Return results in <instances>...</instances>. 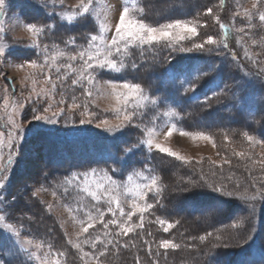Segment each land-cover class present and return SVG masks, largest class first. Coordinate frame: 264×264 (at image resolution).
Wrapping results in <instances>:
<instances>
[{
    "label": "snow or ice",
    "instance_id": "snow-or-ice-1",
    "mask_svg": "<svg viewBox=\"0 0 264 264\" xmlns=\"http://www.w3.org/2000/svg\"><path fill=\"white\" fill-rule=\"evenodd\" d=\"M225 4L226 0H219L215 7L197 10L195 16L190 18H170L154 24L144 18V10L137 7L135 0H132L131 6L129 0H123L118 10L108 3L101 6V0H77L68 9H65L63 0H52L51 5L49 0H43V9H53L45 13V19L51 22H23L31 37L30 43L24 46L33 50L35 58L24 55L14 65L24 73L23 81L27 82L25 86L30 87L27 96L17 99L7 85L3 89L0 109L7 115V124L10 127L6 141L5 133L0 131V190L7 187L10 179L9 167L19 162L20 142L25 137L26 130L32 127V121L57 124L63 117L66 123L69 119L76 123L73 117L79 113V124L96 122L97 128L112 134L110 138L114 150L106 152L104 167L74 170L58 181L51 190L52 197L57 199L67 198L70 192L75 193V202L65 203L63 206L78 231L74 236H68L66 232L64 235L67 237L66 243L78 253L80 264H105V257L110 252L118 253L122 248H136L133 237L139 239L149 264H160L161 257L166 259L169 252L191 248L189 240L208 242L214 248L223 242L222 235L211 231L181 242H177L174 237L157 241L151 231H145V220L149 215L154 216V219L148 222L157 224L165 234L170 235L181 223L179 219L170 220L155 215V209L164 206L163 194L168 186L163 183V176L151 162L153 153L159 154L162 159L173 158L184 165L199 166V180L182 179L173 190L183 194L182 199L187 207L193 211H201L202 214L206 213L205 218L221 211L224 197L243 201L248 207L249 217L255 215L257 201L264 202V183L257 185L253 182L250 187L241 190L238 181L232 184V174H223L224 166L230 167L232 163L227 150L233 144V138L227 131H221L222 144L218 146L212 132L201 128L185 129L179 124L183 116L178 110L177 100H169L165 95H153L150 87L146 88L141 82L124 76L129 70L137 71L142 66L132 59L133 49H138L143 56L145 50H153L156 46L163 45L170 50L165 57L169 62L165 72L171 77L176 91L182 89L183 96L197 100V93L202 86L199 81L204 80L209 85L211 95L204 94L203 99L198 100L199 103L211 108L212 101L217 104L222 102L221 97H231L233 101L239 102L240 97L233 89H241L248 83L245 77L250 72L244 71L239 79L233 77V82L229 84L223 79V63L208 64V71H201L198 66L185 69L180 73L184 78L176 85L177 70L172 67L173 53H216L221 57H230L243 71L245 66L240 63L237 52L229 43L230 36H235L236 45L243 48L244 58L257 68V77H264V60L261 59L264 55V37L257 40L252 36L255 20L264 27V0H251L250 7H242L237 0L236 9L231 15V24L223 22L221 18ZM5 5L6 0H0V16L5 11ZM56 7L61 11H55ZM209 17L219 27L221 35L208 34L201 38L200 30L209 27ZM237 19L241 21L240 26H237ZM61 21L66 24H61ZM80 24L91 25L90 31L83 34L85 44H78L75 36H69L63 47L56 43L41 44V37L46 33H51L58 27H75ZM5 41L4 21L0 19V63L11 54L6 52L9 45ZM250 46L259 47L262 51L253 53ZM210 73L214 75L210 76ZM103 76L111 78L102 80ZM161 85L167 91L164 81H161ZM161 85L154 91L161 92ZM67 88L73 91L70 97L67 95ZM77 90L79 96L75 94ZM97 93L111 97L113 103L105 113L110 112L113 119H109L108 115L99 119L98 113L92 110ZM32 105L35 106L31 107ZM145 117L149 119L145 121ZM164 127H167V131H163ZM133 130L141 133L135 142L127 143L122 140L126 133ZM161 132L165 139L178 132L180 136L188 137L193 142L206 141L218 149L217 156L220 159L201 157L194 160L190 156L182 155L159 141ZM241 135L243 141L247 142V147L243 146V142L240 150L231 147V156L249 160L252 167L258 166L264 180V152L260 153L259 159H255L252 154L254 147L264 148V139H257L247 131H243ZM121 143L125 144L123 148L119 146ZM5 147L8 149L6 164L3 152ZM142 149L147 150L148 157L140 167H135L134 164L138 162L134 158ZM205 159L208 160L207 173L203 167ZM61 189L62 193L58 194ZM203 189L209 191H198ZM41 190L45 189L38 188L32 193V198ZM7 207L6 197L0 196V229L10 233L14 240L4 250L5 258H14L23 253L38 264H67V253L55 250L52 242L22 238L23 225L16 226L9 222L10 214L5 210ZM52 207L49 203L47 210L50 212ZM249 217L237 220L231 227L240 229ZM27 219L31 221L33 217L29 215ZM33 248L37 251H33ZM39 252H43V256ZM5 258H0V264H7ZM134 264H144L139 254L134 257Z\"/></svg>",
    "mask_w": 264,
    "mask_h": 264
},
{
    "label": "trees",
    "instance_id": "trees-1",
    "mask_svg": "<svg viewBox=\"0 0 264 264\" xmlns=\"http://www.w3.org/2000/svg\"><path fill=\"white\" fill-rule=\"evenodd\" d=\"M135 1L138 8H143L144 18L148 22L154 24L170 18H190L195 16L197 10L203 11L205 5H209L210 3V0H180L173 5L174 8L170 12L152 17L150 16V11L148 12L149 6H146L145 0ZM169 1L171 3L174 0ZM216 1L219 3V0H214V2ZM8 2H11L10 5ZM27 2L24 4L26 6L19 7L18 10L15 9V13L19 14L22 21L36 20L41 23L51 22L45 19L46 12H42L37 6L33 7L30 1ZM229 2L226 0L221 18L223 22L231 24L230 13L227 11L231 5V1ZM191 5L192 7H190ZM8 6H14V0H6L5 10ZM176 7L181 9V11H175ZM258 23V20L254 21L255 27L252 31L254 32V36L263 32L261 31V27L258 26ZM86 29V25L82 27L80 25L75 27L71 25L58 27L51 33H47V35L41 37L42 44L47 43L51 45L56 43L63 47L64 40H67L69 36H75L77 42H79L84 37L83 34ZM262 30H264V28H262ZM215 33L217 36L221 35L218 26L215 29ZM7 37L8 34L6 33V40ZM229 43L231 48L237 52L240 63L245 66L243 71L236 66L235 62L231 61L230 57H221L216 53H173L177 56L174 58L172 67L176 69L177 72L182 71V68L190 69L197 66L201 71H208V64L223 63L225 69L223 79L225 83L229 84L233 82V77L239 79L244 74V71L250 72L251 74L245 77L248 83L244 84L241 89H233L240 97L239 102L233 101L231 97H221L220 99L222 102L217 104L216 101H212L211 108L199 103L198 100H202L204 94L211 95L209 85H207L204 80L199 81L202 86L197 93V100L183 96L182 89L176 91L172 86L171 77L165 72V68L168 67L169 63L165 60L167 55L160 54L156 57L159 52L170 51L163 47V45L156 46L153 50H148L152 53H146L143 54V56L140 55L138 49H133L132 59L142 66L137 71L129 70L124 76L129 80L141 82L146 88L150 87L153 90V95H165L169 100H177L179 105L178 110L183 116L179 124L187 130L201 128L213 134L220 135L221 131H227L230 136L238 140L243 139L241 133L247 131L256 136L257 139H264V131L262 130L264 129V77H257V68L244 58L243 48L236 45L235 36H230ZM7 44L9 47L6 49V52L11 54L7 55L6 58L12 57L18 61L23 58L24 55L35 58L33 50L25 47V44L16 42L14 45H11V43L9 44V42ZM209 75H214V73H210ZM105 77H108V79L110 78L109 76ZM180 80L181 79L175 78V84L178 85ZM161 81H164L167 85V91L163 90L164 85H161ZM5 83L9 91L14 92L16 96V87L10 84L7 79ZM158 85H161L162 88V91L159 93L154 91ZM222 86L223 84L221 87ZM66 92L69 96L73 94L71 88H67ZM75 94L79 96V90H77ZM0 112L3 111L0 109ZM150 115L151 113H149V117ZM149 117H145V121H147ZM0 121L1 123L7 121V115L3 114V120L0 118ZM194 121H197V123H194ZM83 127L80 125L75 126L70 122L64 125V128L68 129L64 130L65 132L71 130L70 137H72V142H70V144L72 145V149L78 148L79 145L83 143V140L88 138V136H85L87 132L90 133L92 139H95L97 135H100L97 137L98 140L102 138V129L91 128V125L85 126V128ZM58 129L61 130L60 128ZM58 134L59 135L51 134L50 136L65 138L64 135L67 133H63V130H61ZM140 134L139 130H133L125 134V139L128 143H133ZM119 146L123 148L125 145L120 144ZM108 150H114L112 148V143H110L108 147L101 148L99 152L101 153ZM47 151L48 150L43 149L40 161L42 164L43 179H45L44 181L48 184V187H53L50 181L47 182L48 179L58 182L60 181L58 178L67 176L71 171H82L89 167L105 166V157L100 158V163L95 164V161H99L100 156L98 153H95V150L89 151L86 144L81 147V152L79 154L76 152V154H78L76 157L68 152L64 158L65 160H69V162L67 164H63L62 162L58 167H55L53 161L48 159L46 155ZM50 152L51 150L48 151V153ZM138 152L136 156L142 154L144 151ZM147 157L148 153L144 156L142 162L135 163L134 165L140 167ZM76 158L78 159L76 160ZM151 162L156 167L157 172L163 176V183L168 186L163 194L164 198L162 204L164 206H158L155 209V215H160L162 218L170 220L179 219L181 223L176 229L172 230L169 235L163 233L162 229H160L157 224H150L148 221L153 220L154 216L149 215L145 220V231H151L157 241L162 238L174 237L177 242H181L188 238H196L209 231L220 234L224 238L223 242L219 243V246L215 248L208 242L200 243L198 239L189 240L188 242L192 244L191 248H182L176 252H169L166 259L161 257L160 264H264V202L258 200L255 215L249 217L248 207L243 201L237 198L224 197L222 198L224 203L221 205V211L217 214L218 218H205L206 213L202 214L201 211H193L191 208L187 207L182 199L183 194L173 190L180 184L182 179L199 180L201 174L199 172V174H197L196 169H190L188 165H184L173 158L162 159L161 156L156 153L152 154ZM182 169H184L185 172H181ZM12 171L13 173L15 171L13 167L9 174H11ZM166 173H169L171 176L167 177ZM15 177L16 174H14V178ZM175 178L177 179L176 181L179 182L177 185L176 182L173 184ZM198 191L208 192L209 190L203 189ZM17 209L15 203L12 204L9 202L6 210L10 214L9 220L11 222L16 226L23 225L21 231H24L25 235H28V237L33 240L52 242L55 250H62L67 253V264H80L78 253L66 243L67 237L64 235V231L61 230L60 226H57L58 223L51 219L49 214L42 212L41 209H32L31 211L21 209L18 211ZM29 215L33 217L31 221L27 219ZM244 217L249 218L244 221L240 229H233L231 227L234 222ZM0 235H3V233ZM249 236L252 238L248 239ZM133 239L136 241V248H122L118 253L114 251L110 252L109 255L105 257V264H134V257L137 254H139L144 264H149V259L146 256V252L142 250L139 239L136 237H133ZM213 243L216 242L213 241ZM5 245L6 248L11 246L10 242L4 236L2 238L0 236L1 258H5L3 250ZM85 247L87 249V246ZM5 259H7V264H32L22 253H19L14 258Z\"/></svg>",
    "mask_w": 264,
    "mask_h": 264
},
{
    "label": "rangeland",
    "instance_id": "rangeland-1",
    "mask_svg": "<svg viewBox=\"0 0 264 264\" xmlns=\"http://www.w3.org/2000/svg\"><path fill=\"white\" fill-rule=\"evenodd\" d=\"M27 1H30L33 7L37 6V8L41 10L42 12L53 11L51 7L47 9H43L41 7L43 0H14V6H8V8L6 7V10L4 11L3 15L0 16V19L4 21V28H5L6 33L8 34L6 43L9 42V44L11 43V45H14L15 42L20 43V44L30 43L31 37L28 34L26 28L24 27V24H23L24 21H22L18 13H15V9L18 10L19 7L21 8V7L26 6L24 4ZM145 1H146V6H149L148 12L150 11V16L154 17V16H158V15L166 14L170 12L174 8L173 5L176 4V2L180 0H174L171 3L169 0H145ZM229 1H231V5H230V8L227 9V11L230 13V17H231L232 12L235 11L236 9L237 0H228V2ZM76 2L77 0H63L65 9L70 8V6L74 5ZM216 2H214V0H210L209 5H205V7H215L218 4V2L217 3ZM8 3L10 5L11 2H8ZM51 3H52V0H49V5H51ZM104 3H108L112 5L114 9L118 10L122 6L123 0H101V6ZM131 3H132V0H129V6H131ZM239 3L242 7H250L251 0H239ZM190 7H192V5ZM55 11L59 12L61 11V9L59 7H56ZM175 11H181V9L176 7ZM113 15H115V13H113ZM207 19H208L209 27L200 30L201 38H203V36L208 35V34L217 36V34L215 33V29L217 25L213 24L210 17ZM161 22H164V21H161ZM60 23L66 24V22L64 21H61ZM236 23H237V26H240L241 21L237 19ZM84 25L87 26L85 33L90 31L91 25L90 24H80L81 27ZM258 26H260L259 23H258ZM260 27H261V31L263 32L255 36H254V32H252L253 38L257 40H259L261 37H264V30H262V28L264 27L262 26ZM45 35H47V33ZM77 43L85 44L86 40L83 37L82 40ZM248 43L250 44V41ZM41 44H42V40H41ZM250 50L253 53L262 51L259 47H255V46H250ZM35 51L38 52L39 50H35ZM169 52L170 51L159 52L156 55V57H158V55L160 54L168 56ZM146 53L151 54L152 52H149L148 50H146L144 54ZM172 55L174 58L177 56L175 54H172ZM261 59L264 60V55L261 56ZM18 62H19L18 60L12 57H8L5 59L4 63L3 62L0 63V102H2V97L4 94L3 89L6 85L5 83L6 79L12 81V84L16 87L15 97L17 99H20L23 96H27L29 94L30 87L25 86L27 82L23 81L24 73L18 70L14 66ZM181 70L182 71L177 72L176 79L183 78V75H181L180 73H183L185 68H182ZM40 79H42V77ZM101 79L102 80L108 79V77L103 76L101 77ZM57 99H59V94H57ZM111 103H113V101L111 100L110 96H104V95H100L99 93H97L95 97V104L93 105L92 110L98 113L99 119H103L104 115H108L109 119H113L110 112L105 113V110L110 108ZM34 106L35 105H32L31 107H34ZM31 107L29 108V111H31ZM3 114H5L4 111L0 112V118H2V120H3ZM73 119H76V123H72V119H69L68 122L74 124L75 126L80 125L82 127L84 126L83 128H85V126L91 125V128L100 129L96 127V122H94L93 124H84V125L79 124L78 122L79 113H76V116L73 117ZM68 122L66 123L65 119L62 117L59 122L61 126L63 125L61 127L59 123L49 124L43 121H32V127L26 130V135L20 142V146H19L20 155L18 157L19 162L14 163L13 165L9 167L8 174L12 167L14 168L15 171L14 173L12 171V173L9 174L10 179L8 181L7 187L4 190H0V196L6 197L7 205L9 204V202L12 204L15 203V205L18 208L17 209L18 211L20 209L27 210V211L29 210L31 211L32 209H35V210L41 209L42 212H46L47 214H49L51 216L49 217L53 219L56 223H58L57 226H60L61 230H63L64 233L66 232L68 236H74V233L78 231V227L74 224L72 219L69 217L63 205L65 203H74L75 193L70 192L67 198L62 197L61 199H57V198L52 197L51 190L53 189L57 181L50 180L47 177L48 179L47 182L50 181V184L53 187H48V184L45 183L44 181L45 179H43L44 177L43 170L41 169L42 167V164L40 161L42 158L41 153L43 149L48 150V151L51 150L50 153H48L47 151L46 155L48 159H51L53 161V163L55 164V167H58L61 165L62 162L63 164H67L69 162V160L67 159L65 160L64 158V156L68 152L72 153V155L76 157L81 152V147L86 144V147L88 148L89 151L95 150V153L99 154L100 156L99 161H95L96 162L95 164H98L100 163V158L105 157V154L107 152V151H104L100 153L99 152L100 149L108 147L110 143L113 144V141L110 138L112 134L106 133L103 130H101L102 138L100 140L97 139V137H99L100 135H97L95 139H92L90 137L91 136L90 133L87 132L85 136H88V138L86 140H83V143L79 145L78 148L72 149V145L70 144V142H72L71 140L72 137H70L71 130L67 132L64 131V130H68L64 128V125L68 124ZM194 123H197V121H194ZM57 126H60V127H57ZM9 127L10 126L7 124V121H5L4 123H1L0 121V131L5 133V137H4L5 141L7 139V131ZM58 128L63 130V133H67L66 135H64L65 138H56L54 136H50L51 134L59 135L58 132H60L61 130H59ZM262 130L264 131V129ZM163 131H167V127H164ZM215 137H216L217 145L221 146L222 136L220 134H215ZM158 139L160 142H163L167 146L171 147L174 151H178L182 155L190 156L194 160H198L201 157H205V158L210 157L212 160L220 159V157L217 156L218 149L213 148L206 141L193 142L188 137L180 136L178 132L173 133V135L167 139H165V137L163 136V133L161 132L158 136ZM122 140L127 142V140L125 139V136L122 138ZM242 142H243V146L247 147V142H244L243 139L238 140V139L233 138V144L230 145L229 149L227 150V154L231 158L232 163L230 167L225 165L224 172H223L225 176L232 174L233 175L232 184L234 185L238 181L241 185V190H243L244 187H250L253 184V182H255L257 185L264 183V180H262V172L258 166L252 167L251 162L249 160L240 159V158L231 156L230 148L236 147L237 150H240V146ZM121 144H124V143H121ZM108 151H112V150H108ZM141 151H144V152H142V154H139L138 156H135L134 158L135 161L137 162H142L144 160V156L147 155L146 149H142ZM3 152H4V163L6 164L7 156H8L7 147L4 148ZM76 152H78V154H76ZM261 152H264V148H261L260 146H256L252 149V154L255 159L260 158ZM77 159L78 158H76V160ZM134 166L139 167L137 165H134ZM99 167H103V166H99ZM188 167L190 169L192 168L196 169L197 174L200 173L199 166L192 164V165H188ZM203 167H204L205 173H207L208 172V160L207 159H205ZM181 172H185L184 169H182ZM14 174H16L15 178H14ZM166 175L167 177L171 176L169 175V173H166ZM218 177H219V171H218ZM62 178L63 177L58 178V179L61 180ZM176 180H177L176 178L173 180L174 182L173 184H175L176 182V185H177L179 182H177ZM38 188H42L45 190L39 191L37 193V196L32 198V193L35 192ZM60 193H62V189L58 190V194ZM13 197H15L14 201H13ZM49 203L53 205L50 212L47 210V205ZM211 217L217 219L218 215L213 214ZM8 218H10V216ZM9 222L11 221L9 220ZM1 233H3V235H0L1 238L4 236L10 242V245H12L14 240L11 234L0 229V234ZM21 233H22V238H30L28 237V235L24 234L25 233L24 231L23 232L21 231ZM5 249H6V245L3 248V250ZM32 250L37 251L35 248H33ZM23 255L26 259H28L26 254H23ZM39 255L43 256V252H39ZM29 261L32 264H38V262L35 260H29Z\"/></svg>",
    "mask_w": 264,
    "mask_h": 264
}]
</instances>
